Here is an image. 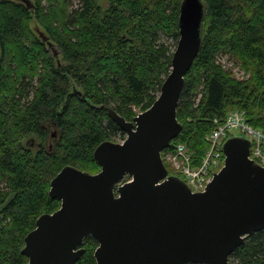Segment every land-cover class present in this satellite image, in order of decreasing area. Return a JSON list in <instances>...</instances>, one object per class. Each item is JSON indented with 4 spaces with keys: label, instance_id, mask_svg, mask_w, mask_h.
<instances>
[{
    "label": "trees",
    "instance_id": "trees-1",
    "mask_svg": "<svg viewBox=\"0 0 264 264\" xmlns=\"http://www.w3.org/2000/svg\"><path fill=\"white\" fill-rule=\"evenodd\" d=\"M75 1L30 0L28 8L0 0V264H27L24 237L60 205L48 195L53 176L66 165L97 172L95 147L124 138L107 107L132 120L154 102L171 68L173 50L163 39L177 43L181 0ZM204 2L203 40L177 106L181 131L162 152L172 174L164 154L183 144L199 163L214 120L232 110L264 129V0ZM35 26L58 48L56 57ZM220 56L249 76L236 78ZM96 246L85 237L75 264H96ZM229 259L264 264V229Z\"/></svg>",
    "mask_w": 264,
    "mask_h": 264
},
{
    "label": "water",
    "instance_id": "water-1",
    "mask_svg": "<svg viewBox=\"0 0 264 264\" xmlns=\"http://www.w3.org/2000/svg\"><path fill=\"white\" fill-rule=\"evenodd\" d=\"M205 16L204 0L180 1L171 69L147 109L126 120L107 107L125 138L95 147L99 170L66 165L50 180L48 195L60 205L24 237L27 264H75L87 236L97 241L96 264H232L234 249L264 229V166L250 157L249 138L233 133L222 142L223 164L201 191L169 173L161 156L181 131L177 106ZM34 30L56 57L58 48Z\"/></svg>",
    "mask_w": 264,
    "mask_h": 264
},
{
    "label": "built area",
    "instance_id": "built-area-1",
    "mask_svg": "<svg viewBox=\"0 0 264 264\" xmlns=\"http://www.w3.org/2000/svg\"><path fill=\"white\" fill-rule=\"evenodd\" d=\"M239 76L243 77V74ZM232 131H239L251 140L250 157L264 165V130L252 127L246 122L244 112L239 110L230 111L206 137L208 146L199 163L192 164L190 155L182 144H178L172 151H167L164 159L171 171L181 177L191 191H201L211 180L213 173L222 166L221 144Z\"/></svg>",
    "mask_w": 264,
    "mask_h": 264
},
{
    "label": "rangeland",
    "instance_id": "rangeland-1",
    "mask_svg": "<svg viewBox=\"0 0 264 264\" xmlns=\"http://www.w3.org/2000/svg\"><path fill=\"white\" fill-rule=\"evenodd\" d=\"M73 2L75 3L76 1L73 0ZM33 25H34V22H31V23H30V26L32 27ZM163 40H165V42L171 46L172 50H174V48H175L174 45H176V43L174 42V40L169 39V38H166V37H164ZM50 52H51V51H50ZM219 60L225 65V67L231 69V71L233 72V74H234V76H235L236 78H242V77L239 76L240 74H243V76L245 75L246 77L249 76V74L244 73V71L241 70L240 67H239L238 65H237V66H234L233 62L230 61V60H228V57H227V56H220V57H219ZM233 133H234V134H237V133H240V134H241V132H239V131H232V132H230V134H233ZM242 135H243V134H242ZM124 138H125V134H124ZM124 138H123V139H124ZM123 139H118L117 142H121Z\"/></svg>",
    "mask_w": 264,
    "mask_h": 264
},
{
    "label": "bare ground",
    "instance_id": "bare-ground-1",
    "mask_svg": "<svg viewBox=\"0 0 264 264\" xmlns=\"http://www.w3.org/2000/svg\"><path fill=\"white\" fill-rule=\"evenodd\" d=\"M21 2H22V1H21ZM170 69H171V68H170ZM214 122H215V120H214ZM246 122H247V121H246ZM215 123H216V126H217V124H218L219 122H215ZM251 126H252V125H251ZM252 127H253V126H252ZM215 128H216V127H215ZM215 128H214V129H215ZM254 128H255V127H254ZM214 129H213V130H214ZM257 129H261V128H257ZM213 130H212V131H213ZM262 130H264V129H262ZM212 131H211V132H212ZM241 134H242V133H241ZM229 135H230V133L228 134V136H229ZM228 136H227V137H228ZM227 137H226V138H227ZM182 145H183V144H182ZM176 146H177V145H176ZM176 146H175V147H176ZM183 146H184V145H183ZM184 147H185V146H184ZM185 149H186V148H185ZM262 166H264V165H262Z\"/></svg>",
    "mask_w": 264,
    "mask_h": 264
}]
</instances>
